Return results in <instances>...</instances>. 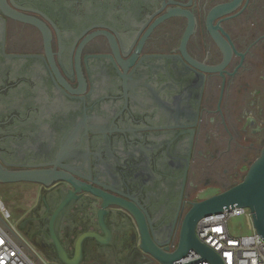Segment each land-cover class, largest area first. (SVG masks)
I'll return each mask as SVG.
<instances>
[{"label":"flooded vegetation","instance_id":"1","mask_svg":"<svg viewBox=\"0 0 264 264\" xmlns=\"http://www.w3.org/2000/svg\"><path fill=\"white\" fill-rule=\"evenodd\" d=\"M7 2L43 28L0 11V169L129 195L175 247L190 203L239 183L264 141V0ZM38 185L17 228L53 261L49 219L72 187ZM96 202L64 214L68 255L80 234L105 235ZM117 218L107 243L84 240L79 264H157Z\"/></svg>","mask_w":264,"mask_h":264},{"label":"water","instance_id":"2","mask_svg":"<svg viewBox=\"0 0 264 264\" xmlns=\"http://www.w3.org/2000/svg\"><path fill=\"white\" fill-rule=\"evenodd\" d=\"M0 11L9 17L43 28L36 19L14 11L7 0H0ZM60 178L69 182L72 189L68 192L67 197L61 198L48 223L49 238L57 252V258L53 261L58 264H79L82 261V244L86 238L94 237L100 243H107L111 239V234L106 225V219L118 221L117 217L121 214L130 216L133 220L134 228L138 234V249L149 255L158 264H174L190 250L200 257L184 261L183 264H192L201 259L209 264H223L216 252L197 239L195 226L202 217L231 208H248L251 213L252 227L264 240V141L258 155L248 165L247 171L239 183L220 193L190 203L189 209L180 222L177 242L173 248L169 247V241L159 240L151 227V221L146 218L143 210L129 195L111 189H109L110 193H105L54 171H3L0 169V183L32 182L49 187L53 180L56 181ZM88 194L93 195L97 200L93 212L105 235L102 236L95 231L80 234L74 243L73 256H70L60 242L58 231L69 207L79 203L80 199Z\"/></svg>","mask_w":264,"mask_h":264},{"label":"built area","instance_id":"3","mask_svg":"<svg viewBox=\"0 0 264 264\" xmlns=\"http://www.w3.org/2000/svg\"><path fill=\"white\" fill-rule=\"evenodd\" d=\"M239 217L243 218L246 232L235 233L232 228L231 221ZM195 235L220 256L223 264H264V240L252 227L248 208L236 207L202 217L196 223ZM35 250L18 233L0 200V264H44ZM196 257L200 256L190 250L174 264H183ZM192 264L209 263L201 259Z\"/></svg>","mask_w":264,"mask_h":264},{"label":"rangeland","instance_id":"4","mask_svg":"<svg viewBox=\"0 0 264 264\" xmlns=\"http://www.w3.org/2000/svg\"><path fill=\"white\" fill-rule=\"evenodd\" d=\"M259 148V144L257 145ZM257 153L249 157L252 162ZM248 168V164L241 166L240 170V179L243 178ZM39 192V185L35 183L28 182H18V183H0V200L5 206L7 213L10 216V220L15 224L16 230L22 236V233L17 228V225L29 214L33 206L37 202V196ZM216 192L213 188H205L199 193L198 198L204 199L207 198ZM232 228L235 233L246 232L245 223L242 217L235 218L231 221ZM239 226L238 228H234ZM29 243V242H28ZM30 244V243H29ZM31 245V244H30ZM34 248V247H33ZM35 249V248H34ZM37 251V250H35ZM37 253L42 257L44 264H58L54 261L45 259L38 251ZM158 264V263H157Z\"/></svg>","mask_w":264,"mask_h":264}]
</instances>
